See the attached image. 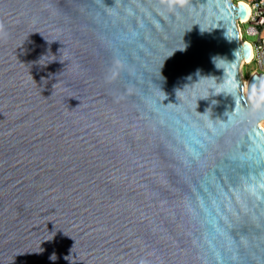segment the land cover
Wrapping results in <instances>:
<instances>
[{
    "label": "water",
    "instance_id": "obj_1",
    "mask_svg": "<svg viewBox=\"0 0 264 264\" xmlns=\"http://www.w3.org/2000/svg\"><path fill=\"white\" fill-rule=\"evenodd\" d=\"M244 16L0 0V264H264V71L246 98Z\"/></svg>",
    "mask_w": 264,
    "mask_h": 264
},
{
    "label": "built area",
    "instance_id": "obj_2",
    "mask_svg": "<svg viewBox=\"0 0 264 264\" xmlns=\"http://www.w3.org/2000/svg\"><path fill=\"white\" fill-rule=\"evenodd\" d=\"M242 4L245 8V16L243 19H237L235 25L240 43H246L249 46L250 57L247 61L241 62L240 67L245 63L254 61L256 67L255 69H253L252 73H260L264 71V48L262 45V39L264 37L260 35L259 30L261 29L258 30V28L259 27L262 28L264 26V0H251L249 3H242ZM243 23H247V28H246L247 33L249 34L256 33L258 36L257 40L253 43V45H251L246 40H242L240 38L239 24H243ZM261 123H262V127H260L259 124L258 126L260 127L264 135V122L262 121Z\"/></svg>",
    "mask_w": 264,
    "mask_h": 264
},
{
    "label": "rangeland",
    "instance_id": "obj_3",
    "mask_svg": "<svg viewBox=\"0 0 264 264\" xmlns=\"http://www.w3.org/2000/svg\"><path fill=\"white\" fill-rule=\"evenodd\" d=\"M234 2V0H232ZM246 28H247V23H243V24H239V30H240V38L242 40H246L247 42H249L251 45H253V43L257 40V34H249L246 32ZM261 29L260 27L258 28V30ZM264 29V26H263ZM260 31V30H259ZM256 64L254 61H251L249 63H245L243 65H241V67L238 69V72L240 75H242L243 80L247 79V76L253 71V69H255Z\"/></svg>",
    "mask_w": 264,
    "mask_h": 264
},
{
    "label": "bare ground",
    "instance_id": "obj_4",
    "mask_svg": "<svg viewBox=\"0 0 264 264\" xmlns=\"http://www.w3.org/2000/svg\"><path fill=\"white\" fill-rule=\"evenodd\" d=\"M249 57H250V55H248V57L245 58V59H243L241 62L247 61L249 59ZM242 89H243V92L245 93V96L247 98V95H246V81L245 80L242 82ZM261 122H262L261 120L258 122V124H259L260 127H262V123Z\"/></svg>",
    "mask_w": 264,
    "mask_h": 264
},
{
    "label": "crops",
    "instance_id": "obj_5",
    "mask_svg": "<svg viewBox=\"0 0 264 264\" xmlns=\"http://www.w3.org/2000/svg\"><path fill=\"white\" fill-rule=\"evenodd\" d=\"M242 2V3H249L251 0H234V2ZM260 35L264 37V29L263 27L260 30Z\"/></svg>",
    "mask_w": 264,
    "mask_h": 264
}]
</instances>
